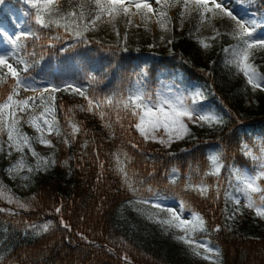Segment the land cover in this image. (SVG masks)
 <instances>
[{
  "label": "trees",
  "instance_id": "1",
  "mask_svg": "<svg viewBox=\"0 0 264 264\" xmlns=\"http://www.w3.org/2000/svg\"><path fill=\"white\" fill-rule=\"evenodd\" d=\"M235 9L246 12L239 5ZM255 10L263 14L264 0H256L255 8L249 11ZM26 11L34 10L23 0H3L0 24L12 33L26 28ZM229 31L220 29L221 33ZM86 38L90 44L65 53L59 49L67 48L73 40L66 39L57 43L55 49L46 50L31 76L61 86L65 81H73L89 88V95L100 99L126 92L135 81L134 73L146 67V83L152 87L160 77L175 75L186 88L202 90L206 94L202 102L206 110L222 115L224 123L212 127L190 124L191 135L170 146L145 143L129 127L127 119L123 120V128L116 123L114 111L107 118L112 127L107 128V120L98 114L79 110L87 105L83 97L70 92L55 93L56 118L62 131L60 137H48L53 143L51 157L55 164L49 174L22 195V200L29 204L27 210H13L0 199V209H5L0 211V222L20 228L45 220L52 225L39 236L23 234L21 229L10 230L0 242V264H158L161 257L170 261L166 256L170 253L167 242L158 240L155 230L140 236L139 229L131 230L121 222L120 212L136 196L117 171V157L124 161L140 196L153 198L156 194L170 203L183 201L188 206L185 214L194 211L203 217L207 226L203 236L211 247L219 249L221 264H264V219L244 207L245 200L235 191L232 175L233 169L257 171L242 145L256 153L257 144L264 142V92L253 91L243 74H237L235 67L227 63L231 56L223 49L236 42L227 35L217 40L197 38L184 30L172 37L171 44L146 52L89 35ZM198 39H206L211 47L205 50ZM47 43L42 38L35 44L29 41L28 47L31 51L34 46L39 57L41 47ZM82 61L98 78L91 87L80 71ZM254 63L264 73V51L254 53ZM7 92L8 85L0 88V101L6 99ZM68 109L73 112L69 114ZM69 118L82 128L75 139L67 123ZM65 138L70 141L67 145ZM85 143L87 147H82ZM217 152L223 164L219 179L205 176L210 168L209 156ZM2 170L0 166V175ZM173 170L175 182L171 179ZM201 181L210 187L208 197L186 188ZM225 192L241 197L234 219L230 217L237 206L226 202ZM9 211L16 214L10 215Z\"/></svg>",
  "mask_w": 264,
  "mask_h": 264
},
{
  "label": "snow or ice",
  "instance_id": "2",
  "mask_svg": "<svg viewBox=\"0 0 264 264\" xmlns=\"http://www.w3.org/2000/svg\"><path fill=\"white\" fill-rule=\"evenodd\" d=\"M23 2L31 10H34L24 13L27 17V27L9 33L0 25V88L8 85L6 99L0 101V136L6 134L10 148L20 153H23L27 148L37 160L35 167L27 166L29 175L21 177L23 180H30L31 175L35 172L46 170L55 164L52 157L37 155L32 147L33 138L23 133L20 125L27 123L34 129L37 133L34 138L35 142L42 146L53 147L48 137L62 135L61 126L56 118L55 93L57 92H70L83 97L87 101V105L79 110L98 114L102 120H107L110 113L114 111L116 123H119L123 128V120L127 119L129 127L134 128L145 143L152 141L170 146L173 142L191 135L189 123L201 127L204 125L218 126L224 123L222 115L206 110L202 103L206 99V94L202 90L197 89L189 92L180 89L178 85H168L167 90L149 91L145 84L148 76L146 67L134 73L135 85L132 88L127 89L126 92L113 93L100 99L90 96L89 88L73 81H65L61 86L37 81L31 76V70L43 61L47 54L46 50L55 49L57 43L66 39L74 41L67 48H60V53L90 44L91 41L86 38V33L97 30L99 23H103L102 18L104 17H107L108 22L113 26L117 19L124 17L127 18V25L132 26L130 17L140 15L145 22V30H148L147 22L150 15H155L160 29L168 32L171 19L167 9L179 7L181 21L186 17L191 18L195 14L198 18L197 32L202 25H207L212 30L213 35L206 38L207 40H217L221 36L227 35L236 42L229 48L223 49L231 56L227 63L235 67L237 74H243L253 91L264 92V73H261L254 63V53L264 51V15L259 10L249 11L255 8L256 0H155V5L159 7H154L150 0H80V3L75 6L69 0L70 10L68 11L61 10L58 0H23ZM2 3L3 0H0V4ZM236 5L245 9L247 14H238L235 10ZM133 8L135 12L131 11ZM225 18L233 22V28L227 33H221L216 27L215 21ZM33 24L36 27H32ZM181 26L183 25L181 24ZM116 35L119 37L118 30ZM42 38H46L48 43L41 47V54L38 57L34 46L31 51L29 50L28 42L33 41L35 44ZM163 39L162 36L161 40L163 41ZM206 39L197 41L205 50L211 47ZM124 40H127V30ZM172 42L171 39L167 41L168 44ZM51 54L55 55V52ZM77 55L82 56L83 54L78 53ZM80 71L84 73L89 87L97 82L98 78L85 61H82ZM21 91L32 92L34 95L17 99L16 97L20 95ZM37 109H39L38 112ZM67 112L71 114L73 109H68ZM18 113H24L26 116L18 115ZM67 123L71 128L72 138L75 139V135L81 132L82 128L70 118ZM105 127H112L110 120H107ZM161 131L163 135H158ZM69 142L67 138L64 139L66 145ZM259 143L261 144L259 155L255 154L247 145H242L244 154L251 158L257 166L255 174L233 169L232 175L236 180L235 191L241 193L245 200L244 207L253 210L256 216L264 219V186H261V182H264V142ZM2 144L3 141H0V151L4 150ZM82 147H87V143ZM132 147L136 148L137 145L133 143ZM125 160H127L126 154ZM209 161L210 168L205 176L214 175L219 179L223 167L221 154L219 152L211 154ZM117 165V171L121 174L122 180L136 196L135 200L129 202L130 205H149L155 210L147 213V219L150 222L158 224L165 234L175 231L183 233V235H174L173 238L188 246L194 255L202 256L203 259H210L209 254L214 255L215 259H210V264H220L219 249L209 246L206 241L196 239L198 233L207 231L206 221L199 213L192 211L191 216L185 218L184 212L188 206L183 201L180 202L179 210H177L165 202L166 198L156 194H153V198L140 196L139 190L133 186L129 179L124 161H121L119 157H117ZM24 167L25 164L21 158L6 171L10 176H15L19 175ZM101 167H103L102 163ZM171 179L172 182H175V170H173ZM186 188L197 191L204 197H208L210 192V187L203 181L199 185H186ZM216 191L219 194V184L216 186ZM0 198L9 204H15L18 209L27 210L29 207L28 203L6 193L2 187H0ZM225 199L226 202L230 201L237 206L230 217L234 219L235 212L239 211L241 197L225 192ZM0 211H5V209H0ZM56 211L59 213L60 208H57ZM161 213L166 215L161 217ZM9 214L15 215L16 213L9 211ZM29 228L38 233L40 231L47 232L49 224L46 223L39 227L29 225ZM218 230L216 229V231ZM201 249H203V254ZM123 259L127 261L128 258L125 256Z\"/></svg>",
  "mask_w": 264,
  "mask_h": 264
},
{
  "label": "rangeland",
  "instance_id": "3",
  "mask_svg": "<svg viewBox=\"0 0 264 264\" xmlns=\"http://www.w3.org/2000/svg\"><path fill=\"white\" fill-rule=\"evenodd\" d=\"M150 2L153 3L154 7H159L158 5H155V0H150ZM71 3L73 6L80 3V0H71ZM58 4L62 11H68L69 9V0H58ZM238 14L245 15L246 12H240L239 10L235 9ZM131 11L135 12V9H131ZM168 16L171 19V23L168 25L170 31L164 32L160 29L159 25L157 24V17L155 15H150V18L147 22V29L145 30V22L141 19L140 15L132 16L130 17L132 21V26L127 25V18L121 17L117 19L115 22V26L113 24L108 22V18L104 17L103 23H99V27L95 31H88L86 34L92 37H95L96 39L100 41H106V42H115V43H121L125 47L133 48V49H140L143 48L146 52H151L155 50H159L161 47L165 46L167 41L169 39L172 40V37L176 38L180 33H182L184 30H188L192 34H194L197 38H207L211 37L213 35L212 30L207 25L200 26L199 32H197V23L198 18L195 16V14L191 18H185L183 21H181L179 17L180 8L179 7H172L167 9ZM264 15V12L263 14ZM181 24L183 26H181ZM216 27L220 29H226V30H232L233 28V22L227 18L222 20L215 21ZM3 26V29H6L7 32L12 33L5 25L0 24ZM119 31V37L116 35V31ZM127 30V40H124L125 31ZM164 37L163 41L161 40V37ZM11 62V61H10ZM146 87L149 91H155L158 89H164L167 90L168 85H178L180 89L187 90L191 92V89L186 88L184 85L180 83L178 80V77L175 75H171V78H159L157 83L152 87L151 85H148L145 81ZM135 85V81L132 84L131 88ZM34 95L32 92H23L21 91L20 95L16 97L17 99H24L28 96ZM37 112L39 109L36 110ZM18 115L26 116L24 113H18ZM191 123L188 124V126ZM21 130L23 133L27 134V136L33 138V144L32 147L37 153L39 157H51L53 147H46L42 146L38 142H35V137L37 136V133L34 131L32 127H30L27 123H22L20 125ZM158 135H163V132L161 131L158 133ZM45 136H47V133H45ZM166 139V137H165ZM0 141H3L2 147L3 151H0V166L3 167L2 173L0 175V187L6 192L10 193L14 197L22 200V195L25 193H28L31 188L34 187L35 182L47 174L50 173L52 166L48 167L46 170H41L38 172H35L33 175H31L30 180H23L21 177L25 175H29L27 172V166L35 167L37 164L36 158H34L31 154V152L28 151L27 148L24 149L23 153L17 152L14 149L10 148L7 143V135L4 134L3 136H0ZM53 145V143H52ZM165 146V145H164ZM261 144H257V152L253 150V152L257 155L260 153ZM11 153V155H9ZM23 159V163L25 164L24 169L19 173V175L10 176L9 173L6 171L10 166H12L14 163L18 162ZM248 174H255L249 170L243 171ZM2 199V198H0ZM4 202H6L13 210H19L16 208L15 204H9L6 200L2 199ZM23 201V200H22ZM167 204L173 206L177 210H179V204L177 203H170L165 201ZM139 209L140 211H138ZM23 210V209H21ZM155 211L152 209L149 205L144 204H138V205H125L120 212V220L124 224H126L131 230H140V236L145 235L149 231H156L157 235L159 236L158 240L163 241L166 240L167 245L166 249L170 250V253L167 256L170 257V261L166 260L164 257H161V260H158V264H210V259H215V256L212 254L210 255V259H203L202 256H196L194 255L190 250L189 247L184 245L182 242H178L176 239L173 238L174 235H183V233L179 231L175 232H168L165 234V232L161 229V227L153 222H150L147 219V213ZM166 214L161 213V217H164ZM185 218H189L191 214H185ZM49 224V228L52 225L51 221L45 220L39 223H34L30 225H36L41 226L44 224ZM12 229H21L23 230V234H27L29 236H39L43 233V231H40L39 233L37 231L32 230L29 228V225L20 228L16 227L14 224L8 223V222H0V242L3 240V238L9 233ZM203 233H198L196 235V239L206 241L208 243V240L206 239V236H203ZM209 244V243H208ZM210 246V245H209ZM203 254V249L200 250ZM163 256V254H162ZM219 261L221 264V258L219 255Z\"/></svg>",
  "mask_w": 264,
  "mask_h": 264
}]
</instances>
